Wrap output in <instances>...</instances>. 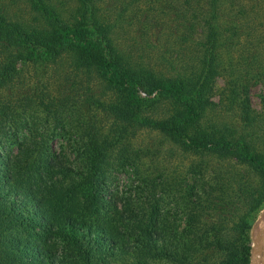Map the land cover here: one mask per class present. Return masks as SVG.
<instances>
[{
    "label": "trees",
    "instance_id": "16d2710c",
    "mask_svg": "<svg viewBox=\"0 0 264 264\" xmlns=\"http://www.w3.org/2000/svg\"><path fill=\"white\" fill-rule=\"evenodd\" d=\"M26 1L28 18L0 6V264H251L264 212L255 7ZM29 66L57 77L26 83ZM143 129L191 157L184 177L163 181L168 202L141 170ZM127 167L146 202L112 192L111 174Z\"/></svg>",
    "mask_w": 264,
    "mask_h": 264
},
{
    "label": "rangeland",
    "instance_id": "374dc122",
    "mask_svg": "<svg viewBox=\"0 0 264 264\" xmlns=\"http://www.w3.org/2000/svg\"><path fill=\"white\" fill-rule=\"evenodd\" d=\"M58 1H65V0H58ZM245 3H247V7L254 6L255 11L258 13V16L263 21L264 26V0H245ZM28 2L26 0H0V6L9 8L12 13L19 17H31L30 14V8L28 6ZM69 5H72V3H68ZM67 4V5H68ZM151 4V3H150ZM68 8H71V6H67ZM142 6H145L142 2ZM237 7V4H236ZM106 11V10H105ZM106 14H109V10L106 12ZM116 8L113 9L111 12L112 17H116ZM51 67V65H48ZM45 66H42L40 71H38V66H29L27 72L25 73L24 77L26 78V83L37 81H48L53 80L55 77H57L55 70H43ZM38 76L40 77L38 79ZM55 76V77H54ZM218 87H221L224 85V79L219 78ZM264 92L262 85L253 86L252 92H251V100L252 104L255 108L261 109L262 100H261V94ZM142 94V93H141ZM15 96V95H14ZM16 96H19L18 94ZM218 97H216L217 99ZM82 104H80L81 109L84 111L85 107L83 108ZM92 111V112H91ZM89 114H93L94 110H91ZM94 115V114H93ZM101 115V114H100ZM104 116V115H101ZM103 121V125H107L108 121H110L107 117L104 116V118H99L97 115V120ZM72 124H77L75 121H72ZM148 129H143V131L140 132V134L133 140V144H135V147H141L143 149L149 150L148 155L144 156L143 161L141 162V170H143L144 173L153 175L156 180H159L161 183V186L156 187L157 189V197L161 200L163 199L164 202H168L170 199L168 197V193L163 191L164 189V182L167 181L171 176L173 177H184L183 172L186 169V166L188 163H190L191 157L187 156V154H184L181 152V150L177 147H173L167 142L163 141V137H161L156 132H150L147 131ZM63 140L57 138L53 141V144L55 148H60L62 145ZM69 148V147H68ZM70 149V148H69ZM151 152H155V155ZM71 157L74 159V155L70 153ZM140 184L139 181V175L137 174V171L134 167H127L126 169L117 168L114 169L113 173L111 174V190L116 196L125 199V200H132L134 202H140L139 199L146 202L148 199V196L150 197V194L146 192L148 195L144 194L141 198L138 194V186ZM162 204V203H161ZM264 223V212L259 216L257 223L255 224L254 230H253V239L251 242L252 246V258H253V247L255 244V240L259 238V226ZM264 226V224L262 225ZM260 227V229L262 228ZM261 255H257V260L260 259ZM125 261L128 263L127 258H125ZM120 263L122 261H119ZM162 261L158 262V264H161ZM252 264V259H251ZM264 264V263H260Z\"/></svg>",
    "mask_w": 264,
    "mask_h": 264
},
{
    "label": "water",
    "instance_id": "95a60500",
    "mask_svg": "<svg viewBox=\"0 0 264 264\" xmlns=\"http://www.w3.org/2000/svg\"><path fill=\"white\" fill-rule=\"evenodd\" d=\"M261 255L260 259L257 260V255ZM264 263V226L259 231V238L255 240L253 247V258L252 264Z\"/></svg>",
    "mask_w": 264,
    "mask_h": 264
},
{
    "label": "built area",
    "instance_id": "2783aa9c",
    "mask_svg": "<svg viewBox=\"0 0 264 264\" xmlns=\"http://www.w3.org/2000/svg\"><path fill=\"white\" fill-rule=\"evenodd\" d=\"M141 93H142V95H143V96H145V95H146V93H145V92H141Z\"/></svg>",
    "mask_w": 264,
    "mask_h": 264
}]
</instances>
